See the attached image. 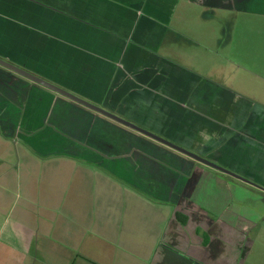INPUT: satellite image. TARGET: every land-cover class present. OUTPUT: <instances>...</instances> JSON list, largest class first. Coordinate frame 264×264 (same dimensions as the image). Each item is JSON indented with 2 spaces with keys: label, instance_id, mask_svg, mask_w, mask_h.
Instances as JSON below:
<instances>
[{
  "label": "crops",
  "instance_id": "1",
  "mask_svg": "<svg viewBox=\"0 0 264 264\" xmlns=\"http://www.w3.org/2000/svg\"><path fill=\"white\" fill-rule=\"evenodd\" d=\"M238 12L264 16V0H0V58L12 64L24 65L25 50H32L34 64L47 58L68 75L83 78L100 70L106 86L131 80V73L152 81L173 79L178 87L186 75L223 91L241 86L236 89L240 99L229 105L212 102L220 92L214 89L211 112L200 111L192 120L183 104L167 114L148 110V124L122 114L155 133L175 121L179 136L190 138L192 128L200 142L206 129L210 135L203 151L230 170L224 173L187 162L184 154L158 153L147 145L148 151H142L129 135L123 144L106 138L104 123L97 116L89 120L82 108L86 106L76 101L48 105L50 119L44 114L39 128L30 127L23 115L34 103L28 95L19 103L9 84L10 78L25 81L0 64V264L255 260L251 254L264 248L263 237L254 231L258 224L239 211L256 187L239 178L258 186L254 199L264 197V95L243 82L238 62L216 56L219 46L232 44L230 18ZM41 14L50 17L47 29L56 28L55 34L40 28ZM182 21L186 25L181 28ZM46 49L58 50V55ZM88 62L94 66L89 71L83 66ZM181 86L182 96L188 97ZM75 91L100 106L99 99ZM239 132L244 137L237 138ZM61 138L66 139L64 146ZM66 144L84 146L67 151ZM109 147L111 153L102 149ZM184 195L191 201L184 202ZM200 198H207V204Z\"/></svg>",
  "mask_w": 264,
  "mask_h": 264
},
{
  "label": "rangeland",
  "instance_id": "2",
  "mask_svg": "<svg viewBox=\"0 0 264 264\" xmlns=\"http://www.w3.org/2000/svg\"><path fill=\"white\" fill-rule=\"evenodd\" d=\"M39 5L42 7V9L46 7V5L43 2L40 3ZM262 7L263 6H261L260 4V9H263ZM262 13L263 11L260 12V14ZM32 19L33 18L31 17V14H30L27 20L31 22ZM39 19H38L39 20L38 24L40 28L46 30V31H43L44 33L47 34L50 32L51 34L52 33L55 34L57 30L56 28L54 29L55 31H52V32L50 31V29L49 31L47 29L48 27L47 21L50 19L49 16L41 14ZM230 21L233 27V31L231 32V39H230V42L232 44L230 45V47L229 45H226L224 47L219 46L216 49L218 50L216 56L218 60L225 59V57L227 56V57L232 58L233 61L238 62L239 63L238 65L241 67L242 72L240 73V76L241 78H243V82H245L248 87L256 88L257 91L259 90L260 94L263 96L264 95V92H263L264 90V16H255V15H250L246 12H238L237 14H234L231 16ZM180 25L182 28L186 24L184 21H182ZM188 26L192 30V23H190ZM190 32L192 31H188V33ZM216 33H217L216 34L217 37H219L218 31H216ZM31 35L32 34H30V40H31ZM225 41L226 40H224V43L227 42ZM47 46L48 45H45V47ZM46 50H47V53L49 50H51V53H53V55L55 56H57L59 52L58 50H54V49H46ZM192 50L199 52V50H202V49L191 48L190 51ZM229 52L231 53V55L229 54ZM31 54H32V50H25V54L23 58L26 61V63H24V65L20 64L16 66L38 77L40 76L42 79L46 80L49 83L54 84L55 86L59 87L62 90L73 92V93L76 92L75 90L80 91V92H85L91 95V98L89 99H93V98L99 99L100 106L113 109V111H115L121 117H123L122 114L127 115L126 117L135 119L137 123L148 124L147 122L149 120L146 117L149 118L150 116L148 115L147 112L148 110L152 108L156 110L161 109L165 114H167L166 113L167 109L170 110L172 109V107L183 104L186 110H188L189 112H192L190 114H187L188 116H190L189 120H192L193 117L196 116V114L198 115L201 113L200 111L206 112V114H209L211 110H209L208 105H212L213 103L218 104L219 106L224 105V104L229 105V104H232L233 98L237 100L240 99V97H238V95L240 94L237 93L238 91L236 89L241 90V86H235L233 87L234 89H229L231 92L223 91L220 88V86L216 87L208 82H204V80L202 79L196 80L195 78H188L187 75L184 78L183 82L182 83L180 82V84L184 85V88L186 89L185 94L188 95V97L182 96L183 87L181 85L180 87H178L175 84V80L173 79H169L170 81H168L167 79L152 81V80H149V79L147 80L143 78L139 79L138 78L140 77L139 75H133L132 73L130 75L131 80L130 78L120 79L118 80V82H110L106 86V83L102 84V82L100 81V74L98 75V72L100 70L97 72L93 71L95 75H90L89 77L84 76L83 78L75 74L68 75V72H66V69L64 70L62 66H57L56 64L55 66L54 65L52 66L48 64L47 58L40 59L39 62L37 61L38 60L37 59L35 60L37 64L36 63L34 64V62H32L33 59L31 57ZM83 66L88 71L89 69L94 67L89 62L84 64ZM5 68L12 70L8 67H5ZM32 69H34V71ZM233 70H235L234 67H233ZM12 71L15 72L14 70ZM230 71H231V67H230L229 72ZM105 72H107V70H105ZM97 76H99V79ZM18 77L22 80L24 79L25 81L24 85L21 81L19 80L16 81L11 78L9 80V84H10V88H13V91L11 92L12 93L14 92L15 99L19 100L18 101L19 103H21L20 100H24L27 97V95L32 99V102L34 103L33 107L32 105L28 106L30 107V109L26 110V112L23 115L24 118L27 119L28 122H30L28 123L26 121V123H28L30 127H38L39 123L42 121L41 119L43 118V115L45 114L46 116H48L47 114L50 109L48 105L51 104L50 106L53 107L54 105L58 103L60 99L66 102H70V103H73L74 101L71 98L62 94L61 92H57L53 90L52 88H49L40 83L34 82L33 80L25 76H22L21 74H19ZM111 79L113 81L115 77H112ZM193 81H196L195 86L192 85ZM29 84H34L36 88L35 87L33 89L30 88ZM104 86H105V89L103 92H101V96H100V93L98 91H100ZM199 86H202V87L199 88ZM24 87L26 90L25 93H24ZM69 87H72V89ZM214 89H216L217 92L218 91L220 92L218 93L219 95L216 93L219 97L218 98L215 97L212 100L213 102L212 103L210 97L212 96V94H214L213 93ZM43 90H45L47 93ZM32 91H34L33 94H32ZM97 92L99 93L98 97L96 95ZM123 92L127 93V95H123ZM48 93L52 94L54 97L51 98ZM199 94L208 96L210 99L208 100V97L202 98V95L199 96ZM77 96L83 99L85 98L80 95H77ZM56 97L59 98L57 101L55 100ZM95 105L97 104L95 103ZM82 108H84V110L88 112L86 115L88 116L89 120L92 121L93 117L91 116H97L96 117L97 121L101 120L104 123V125L106 126L105 127L106 138H112L115 140V142H121L123 144L124 141H129L130 140L129 136H131V138L134 137L133 139L136 141L137 148L142 151H145V150L148 151L144 145H147V147L149 148L157 147L156 149L158 150L156 151L158 153H169V154L174 153V154H177L178 156H181L182 154H184V158L187 159L186 160L187 162L196 164L197 166L201 168L211 169L214 171H222L224 173H227L226 170L230 171L229 169L225 168L222 164H220L219 161L210 160L209 157L207 156V151H203L204 147L207 148L206 145L208 144V141H209L208 137L210 135V132H208L206 129H204L205 131L201 132V135H204L205 140L200 142L198 141L199 139L198 137L194 138L192 128L189 131L190 138L188 136H179L177 132V130L179 131V129H177V124L175 123V121L169 123L167 128L163 127L164 128V129L162 128L163 130H159V131L156 130L158 131V133H155L145 128L146 130L150 131L156 136H159L165 139L166 141L171 142L174 145L184 149L185 153H183L182 150H179L174 146L163 143L154 137H151L142 132H139L138 130H135L127 125H124L106 115H101L99 114V112L93 109H89L87 107H82ZM86 115H84V117H86ZM49 119L50 117L48 116L47 120ZM10 121L12 120L10 119ZM18 121L19 122L21 121V117H19ZM132 121L134 122V120ZM228 121H232V118H228ZM190 124L191 125L197 124L198 126V122H190ZM201 126L206 127L203 124H201ZM195 133L196 135H198L197 132ZM239 133L240 134L236 135L237 138L244 137V133L242 132H239ZM65 140L66 139L64 138L60 139L59 142L61 143V145L64 146ZM82 146L84 145L66 144L65 148L68 147L67 151H81L83 149ZM109 148H107V150H104V148L102 149L104 152L106 151L107 153H111L112 149L111 147ZM119 151H122L121 154H124L123 153V151H125L124 145H121V148H119ZM247 152L249 155L252 154L250 147L247 148ZM250 156H253V155H250ZM239 179H241L242 181L246 183H249L250 187L251 186L256 187L255 191L250 189L255 194L257 193L256 190H259L258 186L255 183H253L251 179L250 180H247L246 178H239ZM206 184H208V182H206ZM190 185H192V183H190ZM252 192H250L251 195L248 194L247 207L243 208L239 212L246 214V216L248 217H251L249 219L252 221H255L258 224L255 229L253 226V229L254 231H257V233H260L262 235L263 237L262 240L264 242V197L260 196L254 199L253 197L256 195H252ZM200 199L201 201L205 200L207 204V198L205 199L200 198ZM186 200L191 201V198L189 197L187 198L184 195V202H186ZM252 218H255L256 220H253ZM251 231H253L252 228L250 232ZM254 233L255 232H253V234ZM251 256L252 258L256 257L255 260L250 261V262L247 260L245 264H260V261L262 264H264V248L260 250L259 254L257 253L256 250H254Z\"/></svg>",
  "mask_w": 264,
  "mask_h": 264
},
{
  "label": "water",
  "instance_id": "3",
  "mask_svg": "<svg viewBox=\"0 0 264 264\" xmlns=\"http://www.w3.org/2000/svg\"><path fill=\"white\" fill-rule=\"evenodd\" d=\"M0 64H2V65H4V66H6V67H8V68H10V69H12V70H14L15 72L21 74L22 76H25V77H27V78L33 80L34 82H37V83H40V84H42V85H44V86H47V87H49V88H52L53 90H55V91H57V92H61V93L64 94L65 96L71 98L72 100H74V101H76V102H78V103H80V104H82V105H84V106H86V107H88V108H90V109H93V110H95V111H97V112H100L101 114H104V115H106V116H108V117H110V118H112V119H114V120H116V121H118V122L124 124V125H127V126L133 128V129H135V130H138L139 132H142V133H144V134H146V135H149V136H151V137H154V138L160 140V141L163 142V143H166V144H169V145H171V146H174V147H176L177 149L182 150L183 153H185L184 149H182V148H180V147L174 145V144L171 143V142L166 141L165 139H163V138H161V137H159V136H156L155 134L151 133L150 131L144 129L143 127H140L139 125H137V124H135V123H133V122H130L129 120H126V119H124L123 117H121V116H119V115H117V114H115V113H113V112H111V111H108V110H106V109H104V108H102V107H100V106H98V105H95V104L89 102L88 100L83 99V98H81V97L75 95V94L72 93V92L62 90V89H60L59 87L55 86L54 84L49 83V82H47L46 80H44V79H42V78H40V77H37L36 75H34V74H32V73H30V72H28V71H25V70L19 68V67L16 66V65H13V64H11V63H8L7 61H5V60H3V59H1V58H0ZM226 172H228V170H226Z\"/></svg>",
  "mask_w": 264,
  "mask_h": 264
},
{
  "label": "trees",
  "instance_id": "4",
  "mask_svg": "<svg viewBox=\"0 0 264 264\" xmlns=\"http://www.w3.org/2000/svg\"><path fill=\"white\" fill-rule=\"evenodd\" d=\"M38 77V76H37ZM41 78V77H40Z\"/></svg>",
  "mask_w": 264,
  "mask_h": 264
}]
</instances>
